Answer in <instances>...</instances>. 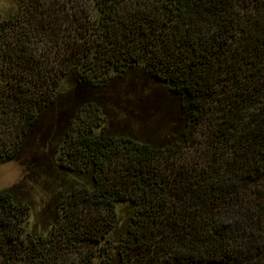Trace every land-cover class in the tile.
<instances>
[{
	"label": "trees",
	"instance_id": "16d2710c",
	"mask_svg": "<svg viewBox=\"0 0 264 264\" xmlns=\"http://www.w3.org/2000/svg\"><path fill=\"white\" fill-rule=\"evenodd\" d=\"M14 1L0 264H264V0Z\"/></svg>",
	"mask_w": 264,
	"mask_h": 264
},
{
	"label": "rangeland",
	"instance_id": "374dc122",
	"mask_svg": "<svg viewBox=\"0 0 264 264\" xmlns=\"http://www.w3.org/2000/svg\"><path fill=\"white\" fill-rule=\"evenodd\" d=\"M73 2L74 4L75 2H80L82 5L86 4L90 6L91 9L95 6L92 0H73ZM17 8V2L14 0H0V20L7 18ZM40 44L43 47L45 55H49L50 57L55 55V48L50 40L42 41ZM148 84H150V82ZM138 103L139 105L141 104L142 106H145L148 111H151L152 113L155 112L159 116L165 117L166 120H169V109L172 100L166 90L162 87L155 93H149L143 99V102ZM26 145V151L20 160L0 163V190L9 188L14 184L19 183L29 169H33L34 171L38 169L36 163L39 159H42L41 156L45 154L46 150L42 147L41 142L39 141H31ZM259 189L261 190L260 192H264V180L260 183ZM33 193L36 194L35 192Z\"/></svg>",
	"mask_w": 264,
	"mask_h": 264
}]
</instances>
